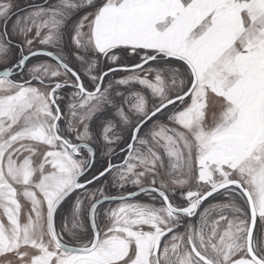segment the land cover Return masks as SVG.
Returning <instances> with one entry per match:
<instances>
[{"label": "snow or ice", "instance_id": "1", "mask_svg": "<svg viewBox=\"0 0 264 264\" xmlns=\"http://www.w3.org/2000/svg\"><path fill=\"white\" fill-rule=\"evenodd\" d=\"M0 0V264H264V0Z\"/></svg>", "mask_w": 264, "mask_h": 264}, {"label": "rangeland", "instance_id": "2", "mask_svg": "<svg viewBox=\"0 0 264 264\" xmlns=\"http://www.w3.org/2000/svg\"><path fill=\"white\" fill-rule=\"evenodd\" d=\"M34 0H13V3L18 6V9H23L28 7L29 4L33 3ZM38 2V0H37Z\"/></svg>", "mask_w": 264, "mask_h": 264}]
</instances>
